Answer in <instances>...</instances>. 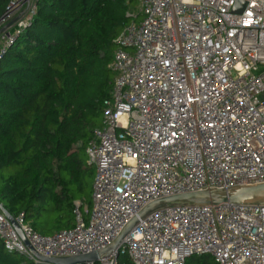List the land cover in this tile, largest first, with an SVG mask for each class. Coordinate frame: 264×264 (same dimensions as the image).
Wrapping results in <instances>:
<instances>
[{
  "label": "built area",
  "instance_id": "1",
  "mask_svg": "<svg viewBox=\"0 0 264 264\" xmlns=\"http://www.w3.org/2000/svg\"><path fill=\"white\" fill-rule=\"evenodd\" d=\"M138 0V21L115 37L110 97L85 153L94 167L91 207L75 202L74 225L37 231L14 217L30 246L48 257L109 245L153 200L264 182V0ZM35 0H9L0 24L19 27ZM11 24V25H12ZM0 33V55L11 41ZM5 246L35 260L0 211ZM133 264H264V205L224 202L154 210L118 252ZM117 254V256H118ZM115 254L99 264H116Z\"/></svg>",
  "mask_w": 264,
  "mask_h": 264
},
{
  "label": "trees",
  "instance_id": "2",
  "mask_svg": "<svg viewBox=\"0 0 264 264\" xmlns=\"http://www.w3.org/2000/svg\"><path fill=\"white\" fill-rule=\"evenodd\" d=\"M8 5L0 0V20ZM35 7L17 32L9 27L12 39L0 55V171L17 166L0 173V203L13 217L23 212L42 233L48 225L43 213L55 211L54 223L63 229L74 225L76 201L81 210L91 207L93 184L88 193L86 175L94 167L79 152L86 155L102 125L114 78V39L140 13L138 0H35ZM0 264L45 263L0 239ZM116 264L133 263L119 253ZM185 264L216 263L204 253Z\"/></svg>",
  "mask_w": 264,
  "mask_h": 264
},
{
  "label": "water",
  "instance_id": "3",
  "mask_svg": "<svg viewBox=\"0 0 264 264\" xmlns=\"http://www.w3.org/2000/svg\"><path fill=\"white\" fill-rule=\"evenodd\" d=\"M244 1L238 0L234 11H241L244 7ZM17 18L10 20L0 28V33L11 25ZM230 202L248 205H264V182L233 185L224 188H209L195 192L173 194L162 197L144 206L136 215H134L122 228L119 235L107 246L95 251L67 256V257H48L36 252L25 239L14 217L4 209L0 203V211L9 219L16 231L21 236L28 250L35 257L36 262L45 264H96L103 257L111 254L117 256L126 235L134 228L140 219L147 216L154 210L173 206V205H218L220 203Z\"/></svg>",
  "mask_w": 264,
  "mask_h": 264
},
{
  "label": "rangeland",
  "instance_id": "4",
  "mask_svg": "<svg viewBox=\"0 0 264 264\" xmlns=\"http://www.w3.org/2000/svg\"><path fill=\"white\" fill-rule=\"evenodd\" d=\"M137 10H138V8H137ZM79 155H80V158L85 160L86 163H87L86 155L82 151L79 152ZM16 169H17V166H9V167L3 168L0 171V173L8 175L10 173L15 172ZM94 176H95V169H94V171H93V173L91 175H86V179H87V182H88V188H87L88 189V193H89V191L91 189V188H89V184H91V183L93 184ZM55 217H56L55 211H49V212L43 213V216H42L43 221H44V219L47 220L48 221V225L46 227H44V228H41V232L42 233H52L56 229H58L59 225L57 223H54L55 222ZM41 221L39 220V222H41Z\"/></svg>",
  "mask_w": 264,
  "mask_h": 264
}]
</instances>
